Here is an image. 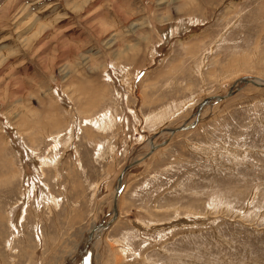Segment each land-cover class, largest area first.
<instances>
[{"label": "rangeland", "instance_id": "obj_1", "mask_svg": "<svg viewBox=\"0 0 264 264\" xmlns=\"http://www.w3.org/2000/svg\"><path fill=\"white\" fill-rule=\"evenodd\" d=\"M242 77L264 80V0H0V264H79L155 145L88 264H264Z\"/></svg>", "mask_w": 264, "mask_h": 264}, {"label": "water", "instance_id": "obj_2", "mask_svg": "<svg viewBox=\"0 0 264 264\" xmlns=\"http://www.w3.org/2000/svg\"><path fill=\"white\" fill-rule=\"evenodd\" d=\"M238 83H251L255 86H263L264 87V83H256L255 81H253L252 79H249L247 77H242L240 79L237 80ZM236 82V83H237ZM234 93V87H231L229 88L228 92L225 94V95H221V96H213V97H208V98H205L204 100L201 101V103L199 104V107L196 111V119L189 125H183V126H180V127H177V128H171V129H167L168 132L170 133H175L177 131H182V130H187V129H190L192 127H194L196 125V122L198 121V115L201 111V109L204 107V105H206L207 103H209L211 100H223L229 96H231L232 94ZM166 141H164L165 143ZM157 148V145L155 146H151L149 152L143 156L141 159H137V160H134L132 161L131 163L127 164L126 166H124V168L121 170L120 174L118 175V178H117V190L115 192V196H114V199H113V204H112V212H113V216H112V219L106 223H100L99 225L95 226L91 231L90 233L88 234L87 236V241H86V247H85V251H84V258H85V262L84 264H88L89 263V260H90V244L93 240L92 238V232L94 231H97L101 228H105V227H108L110 225L111 222H113L115 220V218L117 217V209H116V200H117V195L119 193V190H120V187H121V184H122V179H123V176H124V173L126 172V170L128 168H130L131 166L139 163L141 160H143L144 158H146L148 155H150L154 149ZM79 264H83V259L79 261Z\"/></svg>", "mask_w": 264, "mask_h": 264}, {"label": "bare ground", "instance_id": "obj_3", "mask_svg": "<svg viewBox=\"0 0 264 264\" xmlns=\"http://www.w3.org/2000/svg\"><path fill=\"white\" fill-rule=\"evenodd\" d=\"M253 81H255L256 83H264V80L263 79H260V78H257V77H253V78H251ZM93 233V232H92ZM94 234V233H93ZM92 234V235H93ZM98 236V235H97ZM82 260L83 259V264H84V262H85V258H84V256L83 255H81L79 258H77V260L76 261H79V260Z\"/></svg>", "mask_w": 264, "mask_h": 264}]
</instances>
